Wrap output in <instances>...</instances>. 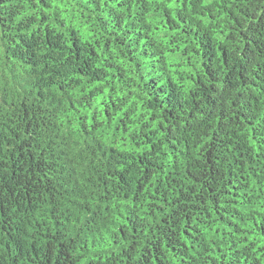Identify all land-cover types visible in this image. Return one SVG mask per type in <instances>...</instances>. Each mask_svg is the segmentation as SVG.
Masks as SVG:
<instances>
[{
	"label": "trees",
	"instance_id": "1",
	"mask_svg": "<svg viewBox=\"0 0 264 264\" xmlns=\"http://www.w3.org/2000/svg\"><path fill=\"white\" fill-rule=\"evenodd\" d=\"M0 264H264V0H0Z\"/></svg>",
	"mask_w": 264,
	"mask_h": 264
}]
</instances>
